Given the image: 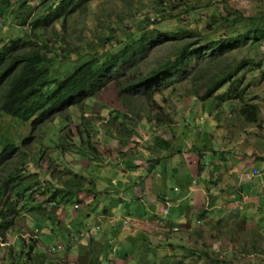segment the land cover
<instances>
[{
	"label": "rangeland",
	"instance_id": "374dc122",
	"mask_svg": "<svg viewBox=\"0 0 264 264\" xmlns=\"http://www.w3.org/2000/svg\"><path fill=\"white\" fill-rule=\"evenodd\" d=\"M42 3L41 0L29 1V8L37 9L31 12L27 28H32L30 23L35 13L39 15L40 10L46 8ZM90 3L91 6L85 14L77 11L70 18L68 17L65 27L62 24L63 16L60 18L49 15L51 21L43 28H45V39L50 49L55 43H62L63 37L66 36L67 39L64 41L66 49L83 51L81 54L99 52L102 49L95 39L96 34L107 31L106 22L116 24L121 16H124L123 12L126 17L134 16L135 29L139 28L141 22L154 23L153 20L156 18L159 24L152 25L154 31L158 28L169 32L168 29L180 26L187 30L202 32L208 39L221 38L225 31L222 28L226 25H221L223 26L221 30L213 33L212 36L207 35L212 34L208 31V24L215 19L221 21L228 13L231 14V19L238 13L244 16L264 14V0H168L170 4L176 3L179 9L172 13L167 11L163 17H158V12L154 9L156 0H90ZM28 13L29 10H26L25 14ZM45 14L47 13L42 15ZM0 28H2L1 22ZM3 30L12 38L24 36L26 33V28L22 32L14 27L10 18L4 24ZM236 30L244 31L242 25H239ZM5 38L8 37L0 33V42H3ZM90 42L92 45H89ZM175 46L177 43L173 40L164 38L161 43L149 45L146 53L132 62L124 60L119 66L120 70L125 72L136 65L138 73L146 74L162 60L167 59L176 49ZM37 49L51 57V53L42 47L38 46ZM231 51V53L224 52L225 55L216 59L209 56L211 54L197 57L194 53L182 73L173 76L171 81L175 84L171 86L163 84V86L156 83L157 88L164 87L163 95L155 96L150 100L144 99L145 96L142 95L145 92L144 89L121 97L114 85L110 84L99 95L82 96L71 101L52 112L40 123H34L35 117L29 122H21L18 121L19 118H3L2 116L0 132L4 138H9L8 140L13 138L18 144H21L24 139L27 141L24 149H19L5 164L0 165V201L3 203L7 199L12 207L10 210L8 206L0 205V210L4 208L5 217L10 220L9 224L0 221V264H104V261L98 263L95 259L94 253L100 251L92 249V244L89 247L88 244L91 242L89 239L84 241L85 245H83L80 239H78L79 242L70 240L73 234L70 237L67 234L64 236L63 229H78V223L82 219L75 221L74 225V221L71 222V220L84 219L85 207L91 202L80 190L60 197V188L72 179H74V186L78 182L80 187L85 183L83 178L95 180L101 176L99 170L102 166L97 167V164L102 165L105 157L109 156L105 151L108 144L106 146L104 139H108L110 133L114 136L117 133V137L120 138L119 132H133L134 136L129 139V143H119L116 151H126L127 157L133 155L132 158L136 161L139 155L132 152L136 143H140L139 132H150L149 148L157 132H163L162 136H167L170 146L174 144L175 137L176 141L181 139L180 134L183 132H226L221 135V140L225 143L224 147L228 146L227 140L233 139L239 145L241 142H238L242 140L243 144L240 146L243 145L245 149L249 147L264 149V44L252 51L247 47H239ZM203 53H206L205 49ZM248 58L256 60L260 66L245 70L243 73L245 83L241 89L246 87L244 90L246 103L258 104L261 108L258 124L248 123L241 116L240 111L243 105L237 97L231 101L222 102L223 96L228 94V87L219 90L214 97L206 98L207 90L211 86L208 78L219 65L222 68V65L228 61ZM75 60H77L76 54L72 53L68 56L67 61L74 63ZM56 62V65L51 66L53 78H59L66 72L62 69V65L60 68V62H63L60 59V53ZM121 75L119 74L118 77L121 78ZM110 77L113 75L108 77L113 79ZM109 79H104L103 84ZM156 116L167 124L160 125L148 121L150 117ZM119 124H122L120 128ZM80 126H84V129ZM81 130L89 133V136L85 138L88 141L80 139L78 132ZM64 135L73 136L72 141L76 147L68 148L65 141L63 142ZM213 138L216 139V137ZM194 146L198 150L203 149L199 145ZM182 147H184L183 144ZM92 148H95L94 151ZM95 150L98 151L96 154H94ZM164 152L165 156H168L171 149L170 151L164 149ZM211 153V151L207 152V161L212 159ZM151 154L159 157L157 150H151ZM194 154L198 160L200 153L194 152ZM147 155L149 156L148 153ZM120 159V153L113 154L112 163L115 164ZM140 161H143V157ZM260 165L264 168L262 164ZM14 171L18 175L14 183L18 185L13 189L14 185L9 184L4 195L1 191L2 186L7 184L8 175ZM168 172L164 174L167 178L166 182L169 181L168 187L173 189L176 179L171 176L172 170ZM259 172L260 178L254 180L257 184L264 179V169ZM47 183L52 186L50 191H47V196L51 193L52 196L58 194L55 204L46 203L47 198L43 192L46 190ZM260 195L258 197H261ZM110 198V196L108 198L99 196L100 207L107 208L109 204L112 207L119 203L121 204L120 212L123 214L128 212L135 216L137 210L135 196L124 203L112 202ZM79 201L83 207L79 205L78 209H73L74 203ZM27 203L29 204L25 207ZM35 208H43L44 211ZM89 220L88 223L84 220L80 226V230L85 231L86 234L94 231L95 226L90 223L96 221V216ZM147 222L149 226L156 225L155 220ZM97 225L103 229V224ZM131 229L132 227L123 236L133 235ZM152 234L150 237V233H144V237L139 239L142 240V245H134L129 255L122 258L123 264H264V204L262 203L256 209L254 216L241 218L240 222H219L216 225H210L205 222L197 223L195 220L188 230L180 229L178 232L166 230ZM80 235L83 236V234ZM102 236L105 239L106 236ZM108 242H102L100 249L106 252L109 246L114 248V242L111 244ZM115 242H118L114 248L116 254L120 241L115 240ZM116 257L118 256H114Z\"/></svg>",
	"mask_w": 264,
	"mask_h": 264
},
{
	"label": "trees",
	"instance_id": "16d2710c",
	"mask_svg": "<svg viewBox=\"0 0 264 264\" xmlns=\"http://www.w3.org/2000/svg\"><path fill=\"white\" fill-rule=\"evenodd\" d=\"M29 1L0 0V22L2 27L0 33L8 37L0 42V45L3 43L0 46V118L2 116L3 118H19L18 121L29 122L35 117L36 119H33L34 123H40L52 112L66 106L71 101L82 96L95 97L99 95L110 84L114 85L121 97L144 89L145 92L142 93L145 96L144 99L150 100L155 96L163 95L164 85L171 86L175 84L171 81L173 76L182 73L194 53L197 57H205L211 54L209 56L216 59L225 55L224 52L231 53V50L239 47H247L252 51L264 44V14L244 16L238 13L236 16L233 15L235 18L231 19V14L228 13L221 21L215 19L208 24V31L212 34L207 35L212 36L213 33L221 30L223 27L221 25H226L225 28H222L225 31L221 38L208 39L202 32L187 30L180 26L175 29H168L169 32H164L158 28L157 31H154L152 25L159 24L156 18L153 20L154 23L141 22L139 28L135 29L133 27L134 16L126 17L123 12L124 16H121L116 24L106 22L107 31L96 34L95 39L102 49L99 52L81 54L83 51L66 49L64 48L66 36L63 37L62 43H55L50 49L48 41L45 39V28H43L51 21L49 15L60 18L63 16L62 24L65 27L69 20L68 17L70 18L73 13L77 11L86 13L91 6L90 0H41L42 5H45L46 8L41 9L39 15L35 13L30 23L32 28H27L26 25L31 12L37 9L29 8ZM154 5L158 17H163L167 11L172 13L179 9L176 3L170 4L168 0H156ZM26 10H29L27 15L25 14ZM186 12L188 11L186 10ZM43 13L47 14L42 15ZM7 16L13 22L14 27H17L20 31L23 32V29L26 28L24 36L12 38L7 32H4V24L9 19ZM16 22L18 23L16 24ZM239 25H242L243 32L236 30ZM118 32H120L119 35ZM164 38H170L177 43L176 49L167 59L162 60L146 74L138 73L136 65L128 71L121 72L119 66L124 60L132 62L135 58L144 55L149 45L161 43ZM89 45H92V42ZM38 46L51 53V57L40 52L37 49ZM203 49L206 53H203ZM59 53L60 59L63 60V62H60V68L62 65V69L66 72L59 78H53L51 66L56 65ZM72 53L76 54L77 57L74 63L67 61L68 56ZM254 66L258 68L260 64L252 58L228 61L222 65V68L219 65L208 78V83L211 86L207 90L206 98H212L219 90L228 87V94L223 96L222 102H228L237 97L243 105L240 111L241 116L248 123L258 124L261 108L258 104L246 103L244 101L246 87L241 89L245 83L243 73L246 69ZM118 73L121 78L118 77ZM110 75H113V77H110L113 79L108 78ZM106 78L109 80L107 83L105 82L106 84H103ZM156 83L164 85L157 88ZM164 101L166 100L164 99ZM148 121L160 125L167 124L163 123L159 116L150 117ZM121 125H118L119 128ZM83 127L80 126L81 129H84ZM78 133L80 139L85 142L88 141V139H85L89 136L88 132L81 130ZM72 137L63 136V142L65 141L64 143L70 149L72 146L76 147ZM8 139L4 138L0 132V165L5 164L19 149H24L27 141H24V139L21 144H18L13 138H11L13 141ZM163 143L166 147L168 146L163 140H160L158 144ZM94 149L92 148V151ZM92 151L91 153H93ZM17 178L18 175L17 172L15 174V171L8 175L6 179L8 182L1 189L4 195L9 184L14 185L13 189L17 187L18 184L14 183ZM83 182H85V178H83ZM49 185L47 183L43 195H46V203L55 204L58 194L52 196L51 193L50 196H47V191L52 188ZM81 188L82 186L79 187L78 182L74 186V179H72L65 182L64 187L60 188V197L73 194ZM0 205L3 207L8 206L12 210L7 199L3 203L0 201ZM35 209L40 211L41 208ZM41 210L44 211L43 208ZM5 215L6 210L2 208L0 210V221L9 224L10 220H7Z\"/></svg>",
	"mask_w": 264,
	"mask_h": 264
},
{
	"label": "crops",
	"instance_id": "0c3cea01",
	"mask_svg": "<svg viewBox=\"0 0 264 264\" xmlns=\"http://www.w3.org/2000/svg\"><path fill=\"white\" fill-rule=\"evenodd\" d=\"M119 133L120 138L117 137V133L116 136L110 133V137L104 139L106 146L108 144L105 151L109 156L105 157L102 165L97 164V167L102 166L99 170L101 176L95 180L85 178L86 181L80 189L84 197L91 202L85 207L86 216L84 219L77 218V220L73 216L74 220H71V222L74 221L73 225L75 221L82 219L78 223L77 231L74 228L63 229L64 236L67 234L70 237L73 234L70 240L74 242H79L78 239H80L82 241L80 243L85 245L83 242L89 239L91 241L88 244L89 247L92 244V249L100 251L94 253L98 263L104 261V264H123L122 258L129 255L133 246L142 245V240L139 239L144 237V233H150L151 237V234L154 235L157 231L188 230L195 220L197 223L205 222L210 225H216L219 222L236 223L240 222L241 218L254 216L256 209L261 203L264 204V179L257 184L254 180L260 178V172L258 176H252L254 169L258 171L264 169L260 165L264 166V149L258 150L251 147L245 149L243 145L240 146L243 144L242 140L238 142H241L239 145L233 139L227 140L228 146L224 147L225 143L222 142L221 135L226 132H183L180 134L181 139L176 141L175 137L172 146L167 136H162L163 132H157L149 148L150 132H139L140 143H136L132 152L139 155L136 161L132 158L133 155L127 157L126 151H116L119 143H129V139L134 136L133 132ZM160 140L168 146L166 147L164 143L158 144ZM194 141L197 142L194 143ZM194 145H199L203 149L198 150ZM164 149L168 151L171 149V153L165 156ZM151 150H157L159 157H154ZM208 151H211L213 155L212 159L208 160L209 163L206 159ZM97 152L95 150L94 154ZM194 152L200 153L201 159L198 157L196 160L197 156ZM117 153L121 154V159L113 164V154ZM142 157L143 161H140ZM169 170H172L171 176H174L178 184L175 182L173 189L168 187L169 181L166 182L167 178L164 175ZM168 175H170L169 172ZM259 195L261 197H258ZM99 196L101 198L110 196L112 202L120 203L130 201V198L135 196L137 200L135 216L128 212L124 214L120 212L121 204L119 203L112 207L110 204L107 208L100 207ZM170 199L177 200L178 203L170 209L168 215H164V204ZM77 204L82 206L80 201L75 202L73 209ZM95 216L96 221L90 224L95 226L93 228L99 227L97 231L86 234L85 231L80 230L84 220L88 223L89 219ZM146 220H155L157 226L155 224L149 226ZM99 223L103 224V229L97 225ZM134 225L135 229H133ZM130 226L133 235L123 236L131 228ZM102 235L106 236L105 239ZM106 239L111 241L108 242ZM115 240L120 241L116 254L114 248L118 242ZM101 241L110 244L114 242V248L109 246L106 252L101 250L100 247L103 244ZM85 249L84 246V251ZM114 256L118 257L114 258Z\"/></svg>",
	"mask_w": 264,
	"mask_h": 264
},
{
	"label": "built area",
	"instance_id": "2783aa9c",
	"mask_svg": "<svg viewBox=\"0 0 264 264\" xmlns=\"http://www.w3.org/2000/svg\"><path fill=\"white\" fill-rule=\"evenodd\" d=\"M258 175H259L258 169H254L252 172V176L256 177ZM177 203H178L177 200H173V199L167 200L164 204L163 214L168 215L170 212V209L172 207H174V205H176ZM78 208H79V205L78 204L75 205V209H78ZM161 224H163V223L161 222ZM98 229H99V227L93 228L94 231H97ZM174 230H177V229H174Z\"/></svg>",
	"mask_w": 264,
	"mask_h": 264
},
{
	"label": "clouds",
	"instance_id": "9594fccd",
	"mask_svg": "<svg viewBox=\"0 0 264 264\" xmlns=\"http://www.w3.org/2000/svg\"><path fill=\"white\" fill-rule=\"evenodd\" d=\"M0 20H1V18H0Z\"/></svg>",
	"mask_w": 264,
	"mask_h": 264
}]
</instances>
